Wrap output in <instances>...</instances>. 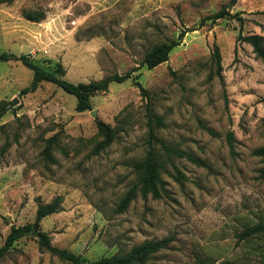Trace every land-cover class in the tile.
Listing matches in <instances>:
<instances>
[{"label":"rangeland","instance_id":"1","mask_svg":"<svg viewBox=\"0 0 264 264\" xmlns=\"http://www.w3.org/2000/svg\"><path fill=\"white\" fill-rule=\"evenodd\" d=\"M229 1L0 0V54L28 55L48 68L61 64L74 84L136 70L92 97V116L77 113L76 98L50 83L20 95L33 72L0 62V248L12 226L33 224L38 205L60 198V211L40 227L54 247L87 261L172 238L145 264H264V238H238L264 222V159L253 154L264 147V64L250 45L236 42L237 19L206 20ZM228 11L243 20L244 36L259 35L264 43V0H237ZM181 33L167 62L152 70L142 64ZM98 120L115 139L94 153L103 140ZM150 130L205 163L167 155L152 143L163 166L159 199L142 197L136 167L149 150ZM175 169L185 176L181 185ZM132 188L135 198L119 213ZM0 264L69 263L27 237Z\"/></svg>","mask_w":264,"mask_h":264},{"label":"trees","instance_id":"2","mask_svg":"<svg viewBox=\"0 0 264 264\" xmlns=\"http://www.w3.org/2000/svg\"><path fill=\"white\" fill-rule=\"evenodd\" d=\"M237 0H230L227 5H224L219 12L213 16L207 18L206 20H211L212 23H216L218 20L225 17L232 19H237L240 22V30L236 38L237 43H245L251 46L255 56L262 61L264 64V43L263 38L259 35H248L244 36L242 34V24L243 20L239 18L236 14L230 16L228 9L236 4ZM35 21V20H34ZM184 37V33H181L178 36L177 40L170 41L168 43H163L152 51L147 53L143 59L142 64L147 67L148 70H152L155 67L168 61L169 54L171 51L180 45V41ZM213 56L216 60L217 72L220 75L222 71L221 64V55L219 47L214 44L213 47ZM20 62L26 68L30 69L33 72V81L29 87L21 90L20 95H27L33 93L37 90L38 86L41 83H50L60 88L65 93L72 95L76 98V107L75 111L77 113H84L92 111V97L108 92L109 86L112 83L121 84L128 79L132 78V73L136 70H132L126 74L119 75L114 74L110 77L98 81H92L89 83H78L74 84L69 82L64 78L65 70L61 64H57L55 68H48L39 65L38 63L32 61L28 55H14L2 53L0 54V62ZM138 77H134V84L144 92L141 84L137 81ZM149 119L153 120L157 126H161L162 122L160 119L156 118L151 114L149 110ZM96 126L99 134L103 137V140L96 146L94 153H99L111 145L115 139V132L111 127L104 122L98 120ZM228 144L231 147L233 142L232 132H228ZM51 139L48 140V143H51ZM159 144L161 149L167 155H172L177 158H186L190 163L195 164L200 167H205V163L195 157L188 156L183 154L181 151L174 149L158 138L153 134V131L150 130L148 144L149 150L145 158L137 164V169L141 173V187L140 193L143 198H146L148 195H151L154 199H159L161 197L160 186L162 181L160 179V171L163 169L162 164L158 161L156 156L151 150V144ZM257 157L264 159V147L258 148L253 153ZM174 180L180 185L185 180V176L182 172L175 169V175L173 176ZM136 196V188L130 189L124 198L121 200V203L118 206V212H124L127 207L130 205L131 201ZM61 199L55 198L50 203L45 205H38L35 213V220L33 224H26L24 226L15 227L12 226L10 231L5 239L4 245L0 248V259L3 258L14 246L16 242L23 238L33 237L38 242L39 246L51 253L52 255L57 256L60 260L67 262L69 264H145L149 258L162 250L168 248L172 242V238H164L161 240L155 241H146L139 246L133 248L126 255H115L112 257H103L95 261H87L81 258L79 255H75L65 249H59L54 247L51 244V238L48 233L44 232L40 227V222L53 214H56L60 211ZM264 238V222H259L253 226L245 228L239 235L238 238L240 241H250L255 238ZM259 247V246H258ZM221 264H235L234 262L225 261Z\"/></svg>","mask_w":264,"mask_h":264},{"label":"water","instance_id":"3","mask_svg":"<svg viewBox=\"0 0 264 264\" xmlns=\"http://www.w3.org/2000/svg\"><path fill=\"white\" fill-rule=\"evenodd\" d=\"M16 103H17V100H16V99L13 100V101L10 103V107H11V108L14 107V106L16 105ZM91 114H92V116H96V112H95V111H92Z\"/></svg>","mask_w":264,"mask_h":264}]
</instances>
